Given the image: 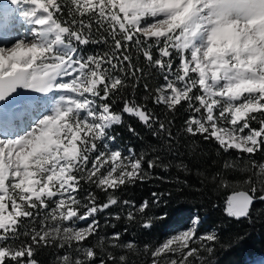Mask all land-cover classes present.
<instances>
[{
	"label": "snow or ice",
	"instance_id": "6c2138e0",
	"mask_svg": "<svg viewBox=\"0 0 264 264\" xmlns=\"http://www.w3.org/2000/svg\"><path fill=\"white\" fill-rule=\"evenodd\" d=\"M10 3L29 27L23 38L11 36L10 15L0 14V264H38L36 249L52 245L67 249L59 264H97L95 249L104 239L85 244L99 231L97 215L121 203L115 193L149 176L143 155L132 149L125 155L108 143L116 140L109 130L122 124L124 114L150 128L154 122L134 100L126 99L120 112L109 102L128 87V77L138 79L143 71L127 54L132 45L163 74L155 104L173 112L186 102L188 134L212 140L224 152L234 150L240 159L248 155L250 166L243 171L250 174L242 181L247 190L228 197L226 215L249 218L254 201H264V162L251 159L264 149V0ZM100 43L110 51L83 55V47ZM5 105L23 109L20 123L13 125ZM159 132L171 138L162 123ZM158 160H148V169L160 166ZM82 181L106 193L107 200L98 203L91 190L81 198ZM220 184L228 186L222 177ZM148 207L144 201L137 212ZM136 218L131 211L127 215L129 221ZM26 224L39 227L25 229ZM198 225L197 217L151 250V264H196L202 252L211 253L218 236L199 235ZM151 226L150 220L143 224ZM109 239V248L135 250L131 242L120 243L119 233ZM109 262L128 264V255L107 251L99 257V264Z\"/></svg>",
	"mask_w": 264,
	"mask_h": 264
},
{
	"label": "trees",
	"instance_id": "16d2710c",
	"mask_svg": "<svg viewBox=\"0 0 264 264\" xmlns=\"http://www.w3.org/2000/svg\"><path fill=\"white\" fill-rule=\"evenodd\" d=\"M66 12L65 8V18ZM81 51L85 56L102 55L110 51V46L103 43L89 44ZM127 54L133 65L143 71L137 73L138 79L127 78L128 87L121 91L115 102L109 101L112 110L120 112L126 99L134 100L152 114L154 122L150 128L137 118L124 114L122 124L114 125L109 130V135L116 137L114 142L123 154L127 155L128 150L132 149L136 156H144V169L149 176L143 182L138 180L123 187L115 193L121 203L97 215L99 231L95 237H90L85 242L86 245L94 246L101 238L104 239V246L95 249L98 253L97 264L99 257L105 256L107 251L117 257L127 254L128 264H151L150 251L178 230L187 227L194 214L201 217L198 234L204 229H211L218 236V241L212 246L213 251L202 252L201 260L196 264H245L247 259L264 255V201H254L249 218L236 220L228 217L225 211L230 192L247 190L248 186L242 181L250 174L243 171L250 166L248 155L244 154V158L240 159L241 154L236 151L224 152L214 141L188 134L185 131V121L191 113L186 102L173 112L168 111L163 104H155L152 97L155 90L164 83L163 74L148 65L137 46L132 45ZM153 55L158 56L156 49H153ZM114 74L123 75L120 72ZM161 123L171 132V138L167 133L159 132ZM129 126L135 131L130 132ZM258 126L253 123V127ZM262 153L264 154V149L251 159L257 164L261 163ZM157 157L160 166L148 169L147 161ZM226 163L235 164L236 167L226 169ZM180 164L185 165L187 170L178 168L177 165ZM213 176H217V179L213 180ZM221 177L227 181V187L220 184ZM81 184L84 189L80 193L81 198L91 190L96 193L98 203L107 200L106 193L90 188L83 181ZM154 192L163 195L153 197ZM259 195L258 192L257 196ZM125 200L133 202L136 207L124 205L122 202ZM144 201L149 202V207L144 214H139L137 209ZM130 211L137 217L133 221L127 219ZM43 214L42 211L41 216ZM117 215L120 219H115ZM149 220L152 226L143 227ZM33 226L39 227V224H26L25 229ZM114 233L120 234L121 244L133 243L135 250L126 253L123 249L109 248V238ZM145 246H148V252L145 251ZM65 251L66 248L56 245L40 247L36 249L34 258L38 264H59L58 258Z\"/></svg>",
	"mask_w": 264,
	"mask_h": 264
},
{
	"label": "rangeland",
	"instance_id": "374dc122",
	"mask_svg": "<svg viewBox=\"0 0 264 264\" xmlns=\"http://www.w3.org/2000/svg\"><path fill=\"white\" fill-rule=\"evenodd\" d=\"M0 2L3 3V0H0ZM14 7H15L14 5H11V8L13 9V12H14L13 14H16L18 12L15 10ZM24 25L25 24L22 22V23H20V24H18L16 26H11V28L9 30H7V33H10L11 36H17L18 35V36H20V37L23 38L24 36H23V33L22 32H23V29H24V27H23ZM26 34H28V33L26 32ZM20 91H21L22 95H35V93L25 92L24 90H20ZM97 143L98 144H101V150H103L102 143L99 142V141ZM108 143H109L110 148L119 149L115 142L109 141ZM263 158H264V154H263ZM262 162H264V160ZM195 218H197V216L194 214L193 217L191 218L190 222L188 223V226L186 228H188V227H190L192 225V222H193V220ZM84 223L85 222H80L79 226H83ZM186 228H184V229H186ZM184 229H181V230H184ZM181 230H179V231H181ZM179 231L175 232L174 234L178 233ZM213 232L214 231L211 230V229H207V230L204 229V231H202L199 235H203V234H207V233H213ZM245 264H264V255L258 256V257L253 258V259H250V260L246 261Z\"/></svg>",
	"mask_w": 264,
	"mask_h": 264
},
{
	"label": "bare ground",
	"instance_id": "6f19581e",
	"mask_svg": "<svg viewBox=\"0 0 264 264\" xmlns=\"http://www.w3.org/2000/svg\"><path fill=\"white\" fill-rule=\"evenodd\" d=\"M10 7H11V4L5 3L4 1H3V3L0 2V12H2V14L5 13V12L11 14L13 9L10 8ZM16 14L12 13V15L10 17L11 20L13 21V26H16V25L21 23L20 18ZM23 27H24V29H23L22 33H23V36H25V35H27L26 32H27V28L29 26L25 24ZM10 28L11 27H8L7 30H9ZM14 109H15V111H13L11 108H9V109L6 110V112L9 114L10 117L14 116V114L17 115L19 123H20V121L22 119V115L21 114L23 112V109L16 108V107ZM12 135H15V134L12 133Z\"/></svg>",
	"mask_w": 264,
	"mask_h": 264
},
{
	"label": "water",
	"instance_id": "95a60500",
	"mask_svg": "<svg viewBox=\"0 0 264 264\" xmlns=\"http://www.w3.org/2000/svg\"><path fill=\"white\" fill-rule=\"evenodd\" d=\"M235 191H239V190H234V191L230 192L228 197L231 196L233 194V192H235Z\"/></svg>",
	"mask_w": 264,
	"mask_h": 264
},
{
	"label": "flooded vegetation",
	"instance_id": "af4514ba",
	"mask_svg": "<svg viewBox=\"0 0 264 264\" xmlns=\"http://www.w3.org/2000/svg\"><path fill=\"white\" fill-rule=\"evenodd\" d=\"M253 123H255V122H253ZM261 157H262V159H261V160L263 161V160H264V159H263V153L261 154Z\"/></svg>",
	"mask_w": 264,
	"mask_h": 264
}]
</instances>
